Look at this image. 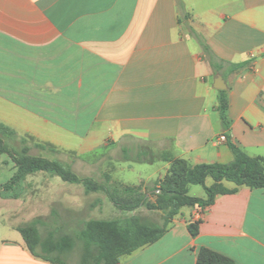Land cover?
<instances>
[{
  "label": "crops",
  "instance_id": "obj_1",
  "mask_svg": "<svg viewBox=\"0 0 264 264\" xmlns=\"http://www.w3.org/2000/svg\"><path fill=\"white\" fill-rule=\"evenodd\" d=\"M217 76L227 90L214 88ZM0 124L33 147L99 161L149 203L171 166L165 152L192 166L226 164L229 139L264 159V0H0ZM134 166L142 170L132 181ZM188 194L206 198L194 185ZM3 221L0 264H50ZM201 248L264 264V190L241 186L205 209L182 208L160 240L117 264H196Z\"/></svg>",
  "mask_w": 264,
  "mask_h": 264
},
{
  "label": "trees",
  "instance_id": "obj_2",
  "mask_svg": "<svg viewBox=\"0 0 264 264\" xmlns=\"http://www.w3.org/2000/svg\"><path fill=\"white\" fill-rule=\"evenodd\" d=\"M183 10V4H179ZM202 43V42H201ZM206 50V47L202 44ZM239 68V65L232 66ZM218 110L222 125L227 128L225 111L227 109L226 94L219 93ZM6 140H13L20 148L12 152L6 144ZM227 145L232 152L233 159L226 164H198L190 165L184 159L174 158L170 153L161 154L160 158L171 163L167 176L161 184L150 192L156 196L155 203H149L148 192H143L140 187L123 186L122 193L117 189L110 190L101 186L90 178H79L71 169L64 167L57 161H49L41 157H34L29 154L31 148L27 141L19 139L16 133L10 128L0 124V156H7L14 164L15 172L2 189L6 191L1 194L8 197L10 193L20 186L27 175L35 172H50L58 176L64 182L81 183L88 193L103 192L119 211L134 212L140 208H147L149 211L162 213L163 224L157 226L148 223L139 216H130L126 220H99L89 219L81 237L99 249L100 260L98 264H117L119 258L129 255L134 251L153 244L160 240L167 231L169 222L180 213L184 207L198 206L207 208L211 206L218 195L232 194L238 187L245 186L251 189L264 190V159L250 157L229 139ZM38 148H46L35 145ZM50 151H55L49 147ZM207 178L213 180V185L207 187ZM223 182L233 183L236 188L228 189ZM201 186L206 194L205 199L191 197L188 194L189 186ZM15 198V195H13ZM199 222L190 223L188 231L192 237L198 234ZM16 231L21 235L27 250L38 259L50 264H67L58 256H52L54 252H61L64 248L72 246L70 242H47L37 251L40 245L38 231L33 226L18 227ZM80 264H86L83 257ZM196 264H234V262L214 251L201 248L197 254Z\"/></svg>",
  "mask_w": 264,
  "mask_h": 264
},
{
  "label": "rangeland",
  "instance_id": "obj_3",
  "mask_svg": "<svg viewBox=\"0 0 264 264\" xmlns=\"http://www.w3.org/2000/svg\"><path fill=\"white\" fill-rule=\"evenodd\" d=\"M7 147L15 152L20 146L13 140H6ZM35 142L27 141L31 150L29 154L41 157L49 161H57L79 178H90L101 186L110 190L122 191L123 185L111 181L112 177L102 173L101 164L91 163L86 165L84 159H76L72 154L58 153L33 147ZM147 149V148H146ZM144 160L151 159L148 153ZM93 164V165H92ZM141 168L134 166V171L126 172L128 178L136 179ZM14 164L7 156L0 158V220L12 223L16 230L18 227L33 226L38 231L40 245L37 251L41 253V247L47 242H70L72 246L64 248L61 252H54L52 256H58L67 264H80L82 258L86 264H98L100 260L99 249L85 241L80 233L89 219L126 220L129 212L122 211L121 216L112 215L108 204L102 203L105 197L103 192L88 193L81 183L64 182L61 178L50 172H35L27 175L15 192L8 197L2 186L8 182L14 174ZM135 181V180H132ZM211 180L208 179V182ZM196 190H202L201 186H195ZM122 193V192H121ZM15 195V198L13 197ZM109 200L106 198L105 202ZM110 206V205H109ZM140 213L141 219L148 223L161 226V217L147 208ZM163 216V215H162ZM3 221V223H4ZM1 230V226H0Z\"/></svg>",
  "mask_w": 264,
  "mask_h": 264
},
{
  "label": "water",
  "instance_id": "obj_4",
  "mask_svg": "<svg viewBox=\"0 0 264 264\" xmlns=\"http://www.w3.org/2000/svg\"><path fill=\"white\" fill-rule=\"evenodd\" d=\"M223 83V85H221ZM214 88L218 90H227V87L224 85V81L221 76H217Z\"/></svg>",
  "mask_w": 264,
  "mask_h": 264
},
{
  "label": "built area",
  "instance_id": "obj_5",
  "mask_svg": "<svg viewBox=\"0 0 264 264\" xmlns=\"http://www.w3.org/2000/svg\"><path fill=\"white\" fill-rule=\"evenodd\" d=\"M220 139L224 140L225 138L224 137H220ZM201 217V211H198L196 214H195V218L196 220L200 219Z\"/></svg>",
  "mask_w": 264,
  "mask_h": 264
}]
</instances>
